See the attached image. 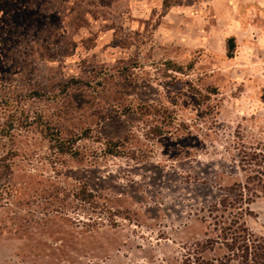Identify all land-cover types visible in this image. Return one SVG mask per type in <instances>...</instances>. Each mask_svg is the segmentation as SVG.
<instances>
[{"label": "rangeland", "instance_id": "rangeland-1", "mask_svg": "<svg viewBox=\"0 0 264 264\" xmlns=\"http://www.w3.org/2000/svg\"><path fill=\"white\" fill-rule=\"evenodd\" d=\"M263 147L264 0H0V264H182Z\"/></svg>", "mask_w": 264, "mask_h": 264}, {"label": "trees", "instance_id": "trees-1", "mask_svg": "<svg viewBox=\"0 0 264 264\" xmlns=\"http://www.w3.org/2000/svg\"><path fill=\"white\" fill-rule=\"evenodd\" d=\"M230 49H235L234 38ZM53 139L60 153L77 154L72 139L55 133ZM257 168L245 182H235L224 189L220 198L210 205L211 225L215 235L206 241L185 247L182 264H264V234L254 232L245 217L251 215V204L260 197L264 189V147L252 153ZM85 198L92 192L84 190Z\"/></svg>", "mask_w": 264, "mask_h": 264}]
</instances>
